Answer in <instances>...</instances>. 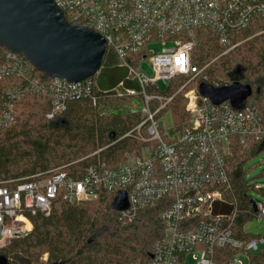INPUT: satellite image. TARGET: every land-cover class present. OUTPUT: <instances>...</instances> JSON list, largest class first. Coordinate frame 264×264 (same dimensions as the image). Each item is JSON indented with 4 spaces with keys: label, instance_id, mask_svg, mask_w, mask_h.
<instances>
[{
    "label": "built area",
    "instance_id": "obj_1",
    "mask_svg": "<svg viewBox=\"0 0 264 264\" xmlns=\"http://www.w3.org/2000/svg\"><path fill=\"white\" fill-rule=\"evenodd\" d=\"M53 1L70 23L101 34L107 51L126 69L125 79L105 92L130 97L132 106L140 103V109L130 107V112H141L143 119L125 136L145 145L126 152L114 168L97 158L81 177L60 167L19 179L13 186H9L11 181L0 183V246L31 230L24 210L48 214L59 196L74 204L93 199L101 191L115 195L125 190L129 205L117 211L121 224L133 221L140 209L162 198L168 203L157 217L163 235L151 245L145 264H186L188 253H193L194 264H241V253L258 248L264 236L244 239L235 234L239 208L235 199L226 197L232 193L227 168L233 140L243 145L253 138L264 141V117L249 97L241 108H234L229 100L213 104L198 93L197 86L188 84L206 67L192 63L195 29H211L227 51L233 46V32L246 28L253 16L264 15V0ZM150 41H161L164 46L155 52L147 45ZM168 41L172 44L167 45ZM145 61L151 73L144 69ZM36 71L21 54L0 49V128L15 122L16 104L27 94L49 97L47 118L62 113L71 100L87 97L95 103L99 89L90 77L75 82L51 78L45 83ZM180 74L190 79L166 95L158 81L169 85ZM127 81H135L137 86ZM182 90L190 124L182 132H173L171 127L162 130V117L168 112H161ZM152 101L157 103L155 107ZM254 188H264V182L255 183ZM253 201L254 216L264 219V201ZM226 205L230 208L223 210ZM41 260L48 264L47 253Z\"/></svg>",
    "mask_w": 264,
    "mask_h": 264
},
{
    "label": "trees",
    "instance_id": "obj_2",
    "mask_svg": "<svg viewBox=\"0 0 264 264\" xmlns=\"http://www.w3.org/2000/svg\"><path fill=\"white\" fill-rule=\"evenodd\" d=\"M196 46L192 50V63L204 68L202 75L189 84L196 87L207 81L213 85L234 81L249 84V97L264 117V15H255L244 29L232 33V49L223 53L217 35L207 27L195 29ZM3 50V48H0ZM120 60L110 50L105 54L101 69L113 71ZM45 83L50 77L36 71ZM95 81V75L90 77ZM180 74L172 79L165 90L166 95L177 91L187 79ZM120 80L115 74L101 79L104 86L96 93L95 103L90 98H80L67 103L66 109L53 118H47L50 99L42 93H31L16 104V120L0 128V183L31 177L37 173L63 167L68 173L81 177L88 165L97 158L108 167H117L128 151L139 150L144 142L126 135L139 124L143 116L135 112H109V107L130 104V97H117L106 93ZM117 81V82H116ZM148 91H152L149 87ZM183 92H177L166 104L169 110L172 131L182 132L190 124L184 109ZM152 101L151 106L155 107ZM144 132V131H143ZM264 141L248 139L243 145L233 140L232 154L228 162V175L232 193L226 197L235 199L239 213L234 221L235 234L244 239L260 235L244 233V222L254 216L252 198L248 194V180L244 176V163L259 151ZM98 150V153L93 154ZM254 186V184H253ZM264 194V188H259ZM114 193L101 191L93 199L69 204L59 196L50 212L24 210L23 214L32 224L23 236L13 238L0 247V255L7 257V264H38L47 253L48 264H145L150 257L151 245L163 235L159 213L167 206L166 198L139 210L136 218L121 224L118 212L112 209ZM228 205L223 210H228ZM254 262L264 264V250L254 257ZM42 264V263H39Z\"/></svg>",
    "mask_w": 264,
    "mask_h": 264
},
{
    "label": "water",
    "instance_id": "obj_3",
    "mask_svg": "<svg viewBox=\"0 0 264 264\" xmlns=\"http://www.w3.org/2000/svg\"><path fill=\"white\" fill-rule=\"evenodd\" d=\"M0 46L21 54L44 75L69 82L95 75L107 52L101 34L70 23L53 0H0ZM197 90L213 104L229 100L234 108H241L252 94L251 86L239 81L223 85L201 81ZM128 205L127 192L118 190L112 209ZM251 205L256 211L255 201ZM0 264H7L6 256L0 255Z\"/></svg>",
    "mask_w": 264,
    "mask_h": 264
},
{
    "label": "rangeland",
    "instance_id": "obj_4",
    "mask_svg": "<svg viewBox=\"0 0 264 264\" xmlns=\"http://www.w3.org/2000/svg\"><path fill=\"white\" fill-rule=\"evenodd\" d=\"M238 43L232 44V42H231V45H233L232 48ZM166 44L171 45L172 43L168 41ZM147 45L149 48L153 49L155 52H159L161 50V48L164 46L161 41H150ZM229 50H227V51H229ZM227 51L225 49L223 51V53H225ZM143 67L148 73H151V67L146 61L144 62ZM113 69H114L113 71H107V70H104V68H102V69L100 68V70L95 74V82H96L97 86H99L101 89L104 87L101 84V79L104 78L105 76L107 77V75H109V72H110V74L114 73L115 76L120 79L119 81H121L122 79H125V77L127 75V71L124 67L115 66ZM186 76L188 78L184 81V83L190 79L189 75H186ZM118 82L113 87H115L118 84ZM127 82H130L129 84L131 86H134V87L137 86V83L135 81H127ZM157 84L163 90H165L168 86V84L162 80L158 81ZM189 86L191 87V84ZM113 87H111V88H113ZM183 98H184V109H185L186 99H185L184 95H183ZM261 101L264 102V96H262ZM132 105H134V104L131 102L130 104H124V105H121L118 107L117 106L109 107L106 110V113H109V112H118V113L123 112V113H125V112H130V109H131L130 107H137L138 109L141 108L140 103L135 104V106H132ZM167 111H168V113L165 114L166 116L162 117V121H161L162 130H170V127H172L171 115H170L169 110H167ZM185 111H186V109H185ZM186 113H187V111H186ZM187 115L189 117L188 113H187ZM189 121H190V117H189ZM243 170H244V176H245L246 180H248V184H250V186L248 188L249 196L253 200L256 199V200L264 201V194H262L260 192V190H258L257 188H254V186H253V184H255V183L264 182V150L259 151L257 153H254V155L251 156L244 163ZM243 231H244V233H250L253 235L264 236V219L256 217V216H253V217L247 219L243 224ZM9 241L5 242L3 245L8 243ZM3 245H1V246H3ZM262 250H264V242H259L258 248L252 249L249 253H247V252L241 253V255L239 256V261L241 262V264H258L256 262H254L253 257ZM41 259H42V256L39 259V263L43 264ZM194 262L195 261L193 259V253H188V255H186V264H194ZM57 264H60V263H57ZM135 264H137V262H135Z\"/></svg>",
    "mask_w": 264,
    "mask_h": 264
}]
</instances>
